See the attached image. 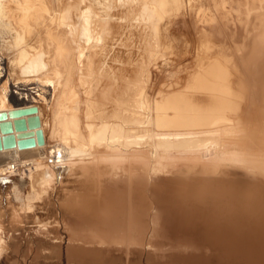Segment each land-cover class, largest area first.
<instances>
[{
    "label": "rangeland",
    "instance_id": "rangeland-1",
    "mask_svg": "<svg viewBox=\"0 0 264 264\" xmlns=\"http://www.w3.org/2000/svg\"><path fill=\"white\" fill-rule=\"evenodd\" d=\"M72 1L44 0L30 18L15 9L0 22V96L5 93L13 107L41 106L50 146L63 136L53 125L74 112L82 139H66L84 150L50 180L43 159L23 187L22 196L31 191L35 197L28 203L22 196L14 201L12 188L1 191L0 264H248L227 258L214 231L264 210V0H163L162 8L147 0L154 15L142 0H83L92 11L88 21L100 27L93 44H81V60L66 39L75 70L63 94L64 73L49 69L40 80L24 75L19 55L22 44L28 56L46 52L48 25L53 30L64 2ZM138 93L150 119L136 134L141 137L132 138L136 144L124 149L95 137L91 143L90 134L106 118L116 120L125 95ZM177 93L198 109V125L187 128L195 130L196 141L151 156L159 130L153 104ZM212 119L211 133H203ZM87 122H95L90 132Z\"/></svg>",
    "mask_w": 264,
    "mask_h": 264
},
{
    "label": "bare ground",
    "instance_id": "bare-ground-1",
    "mask_svg": "<svg viewBox=\"0 0 264 264\" xmlns=\"http://www.w3.org/2000/svg\"><path fill=\"white\" fill-rule=\"evenodd\" d=\"M63 1L66 2L67 0H63ZM142 1H143L142 5H144V6H141V7H145V10L149 9L148 11L150 14H152V12L155 14L157 11L156 8H162V6L164 4L163 0H157L156 1L157 7L153 8L154 7L153 5H152V7H149V5H151V4L147 3V0H142ZM65 2H64V6H63V14L60 17L58 15V17H59L58 21H60V22L56 23V27L54 25L53 30L51 29V26H52L51 23L52 22L48 25V27L46 29L47 30L46 31L47 39L50 42V44L47 43V45H46V47H47L46 52H44L43 50H38V51H35L34 54H32L33 53L32 52L31 56H28L27 53L29 52V50L26 49V51H28V52H26L25 49H23V44L21 46L22 49L20 47L21 52L18 50V53L20 52L19 61H20V63H22V64H20L21 69L20 68L19 69L21 71H19V72H22V74L33 75L37 79H38V77L41 76L40 79H42V75H44L46 72H47L46 74H48L49 69L54 71L55 74L64 73L65 77H64V81H63V85H62L63 86V90H62L63 94L67 93L66 91H68V89H69L68 83L70 82V79L73 76V72L75 70L74 65H72V63H71L70 58L72 57L71 54H73V53L72 52L70 53V50L75 49V51H76L75 53H77V51H78L77 55H79V56H77V58L79 60H81V58H83L82 53H81V51H83V48H81V44H87V43H89V41L91 39H92L91 44H93V41H95L93 38L96 37V35H98V30H99L98 28L100 27L99 24L94 23L91 20L88 21V16L92 15V11L88 6H86V7L82 6L83 0H73L72 2H67V3H65ZM153 2L155 3L154 0H153ZM43 6H44V0H0V22L1 21L3 22L8 17H10V15L14 13L13 11L15 9H17V10L19 9L26 16L24 18H23V16H21V19L23 18V20H26L27 18H30L29 17L30 11L37 9L38 7L41 9V8H43ZM143 9L144 8H142V11H143ZM22 13H21V15H22ZM60 13H62V12H60ZM19 14H20V12H19ZM154 14H152V15H154ZM147 15L148 14L146 12V16ZM13 17H14V15H13ZM40 18L41 17L39 15L36 19H40ZM69 19H71V21H68ZM23 20L22 21L20 20L21 22H19V23L24 22ZM42 20H44V19H42ZM18 21H19V18H18ZM46 22H47V20H46ZM56 22H57V20H56ZM39 24H41V23H39ZM13 29L17 32V30H16L17 28H13ZM25 31L28 32L29 27H27ZM9 32H10V30H9ZM26 35H27V33H26ZM66 36H69V38H67ZM15 38H17V37H15ZM66 39L67 40L70 39V42L72 45L70 47H73V49H71L67 45L68 42L66 44V41H67ZM18 42H19V40H18ZM91 44H90V46L93 47V45H91ZM84 48H85V46H84ZM87 49L90 50L91 48H87ZM87 49H86V51H87ZM48 53H50V55H51L50 57L52 59L49 61H46L45 55ZM17 58L18 57H16V59ZM75 58H74V61H75ZM77 58H76V61H77ZM76 64H77V62H76ZM77 67H79V66H77ZM88 68H90V67H88ZM79 69H80V67H79ZM90 71H91V69H90ZM90 71H89V73H91ZM100 71L101 70H98V72L101 75L102 74L101 72L104 73L105 70L102 69V71L101 72ZM76 73L78 74L77 71H76ZM79 73H81V72H79ZM82 74H83V72H82ZM82 74H79L80 78H81ZM88 77H89V75H88ZM113 77H114V75H113ZM125 77H127V76H125ZM82 78L80 80L84 81V78L83 79ZM40 79H38V80H40ZM106 79H108V78H106ZM110 79H112V78H110ZM125 79H127V78H125ZM125 79L123 82L128 83V80H125ZM113 80L116 81V78H114ZM42 81L44 82V80H42ZM74 81H75V79L73 80V82ZM110 81H112V80H110ZM50 82L51 81H49V84H50ZM73 82H72V84H73ZM84 82H82V83H84ZM77 84H78V82H77ZM111 85H112V82H111ZM51 86H52V84H51ZM121 86H120V88L122 89L124 86H122V87ZM72 87H74V86H72ZM130 87L131 86L128 85V88H130ZM110 88H111V86H110ZM112 88H113V85H112ZM117 89H118V87H117ZM124 89L128 90V92H129V89H126V87H124ZM124 89H123V91H124ZM142 89H144V88H142ZM110 90L112 92V89H110ZM137 90H139V88ZM140 90H141V87H140ZM53 91H55V90H53ZM117 91H119V90H117ZM120 91H122V90H120ZM122 92H120V94ZM75 93H76V91H75ZM107 94H108V92H107ZM117 94L119 95V93H117ZM128 94H126V95L124 94L126 97L125 99L122 97V100L124 99V101L121 100L122 101L121 103L119 101V103L122 104V108L120 111H118L120 108L118 109V107H117L118 110H116L115 115L112 117L116 120L112 122L113 119L110 118L111 123H109L110 122L109 118H106V119H108L109 122L108 121H107V123L104 122V124L102 122V126L95 133L96 136H94L95 134L94 135H92V133L90 134L89 139H90V142L92 139L91 143L95 142L93 140L96 138L99 142L106 140V141H108L107 142L108 144H115L116 143V144L120 145L119 148L124 147V149L125 148L127 149L131 144H136V143H134L135 140L133 142L132 138H138L139 139L141 136H139V135L137 136L136 134L141 133V132H145V127H147L146 125L149 123L150 118H148V115L146 114V109H147L146 103H148V102L143 100V97H142L143 93L136 94L137 95L136 97H131ZM76 95L77 94H75V96ZM124 95H121V96H124ZM73 98H74V96H73ZM118 98H120V95ZM81 100H83V99H81ZM111 101H114V99ZM108 102L109 101H107L106 103H108ZM117 104H118V102L116 103L115 106H118ZM153 105H154L153 109L156 113V118L154 120L153 125H154V127H156V129L158 128L159 130H157V132H155L153 134V136H155L156 141H154L155 144H153L154 146L152 147V151L150 153L151 156H155L157 153V150L159 148H161V149L163 148V151H164V148H167V147H175V148L185 147L186 148L191 143L196 141L197 133L195 132V130L187 129V128L195 127L196 125H198L197 120L199 118H196L197 115L195 116V112H193V111H198V109L196 108L195 104H193L188 98L183 97L181 94L177 93V94L168 95V96L162 98L161 101L155 102V104H153ZM75 107L74 106H66L64 108V110L74 111ZM93 108H92V110H93ZM21 110L27 111L28 114H25L23 116H19L21 114L20 113ZM150 111H151V109H150ZM2 112H4L6 114V117H5L6 119L0 120V193L2 190L12 188L13 193L15 191V198H13V199H14V201H15V199L17 201V198L21 199V196L23 195L22 190H23L24 185L26 183H27L26 186L30 185V179H32L31 174L33 173L34 170L39 169L40 164H42L41 162L44 159V156L47 154L48 147H50V145H48V143H47L48 142L47 141L48 132H46L48 130V128L46 130V125H47L46 121L47 120H46L44 110L41 106L29 105V104H25L24 106H21V107L10 106L8 104V99H7V96L5 93H3L2 96H0V113H2ZM111 112H113V111H111ZM66 113H65V115H63V117L58 119V121H57L58 123H55L53 125V128L56 124L60 125V127L62 128L61 132L63 135L62 137H59L60 140L56 144H54L53 146L55 147V149L62 151L65 154L64 162H70L69 160H71L74 157L77 158L78 155H81L84 150L82 149L81 142H79L80 144L75 143V145L70 146L71 144L67 140L68 138L70 140L71 136L76 137V139H82V137L79 133V124L77 121V116L75 115L74 112H70L69 114H66ZM96 113L97 112H95V114ZM90 114L91 113H89V117H88V114L87 115L85 114V115H86V117L91 119L92 117ZM110 114L111 113H109V115ZM105 117H107V116H104V118ZM110 117H111V115H110ZM29 118H30V120L28 121L27 119H29ZM20 119H23L24 122L19 123ZM85 121H87V120H85ZM4 122H7V124L6 123L4 124ZM216 122H217V120H214V119L209 121L206 124V126L202 132L203 133H211L212 127L210 125L213 126L216 124ZM94 123H92V124L94 125ZM92 124H90V122L89 123L87 122V124H86V128L89 132L91 131V129L93 130ZM9 125L12 129L11 133L7 132L8 128H10ZM149 125H148V127H149ZM83 126H84V124H83ZM95 127L96 126L94 125V128ZM86 128H84V129H86ZM80 129H82V128H80ZM151 129H153V128L151 127ZM161 129H167V130H161ZM21 133L23 134L22 136H21ZM24 133H27V134L25 135ZM81 134H82V132H81ZM66 136H70V137H68L66 139ZM121 139H123V140H121ZM153 139H154V137H153ZM98 141H97V143H98ZM86 142H87V140H86ZM145 142H147V141H145ZM139 145H138V147L141 148V146H139ZM106 146H108V145H106ZM114 148L116 151V148H118L117 145ZM114 148L112 150H114ZM106 149H104V150H106ZM133 149H132V151H133ZM138 150H141V149H138ZM167 150L170 151L172 149L167 148ZM146 151H148V149ZM125 152H127V151H125ZM139 152H141V151H139ZM142 153H144V152H142ZM135 154H136V152H135ZM11 163H16L18 165V167H19L18 172L14 171L10 174H6L7 173L6 172V169H7L6 166L11 164ZM61 165L62 164H60L59 166L53 167V168H49L46 172H44L45 179L49 178V180H50V177L57 175L58 167H61ZM42 168H43V166H42ZM42 168H40V169H42ZM46 182H49V181L47 180ZM261 194L263 195V193H261ZM2 195L0 194V197ZM34 198L35 197H34L33 193H31V191H30V193L28 192L27 194H25V196H22L23 201L25 200L27 203L32 201ZM262 199H263V197H262ZM28 205L30 207V204H28ZM254 218H256V219L254 220ZM237 222L239 223L237 227H230V226H226V225L224 227L219 226L218 229H216L217 231H214L216 237H218L220 239V241L218 240L219 241L218 246L222 247L224 245V247H223L225 249L224 252L227 253L226 257L228 256V257H230V259L231 258H237L238 260L240 259L243 261H248V264H250V263L251 264L252 263L253 264H264V210H262V211L257 210V213H255L254 216H252V217H247V218L244 217L243 218V216H242V218H239L237 220ZM245 263H247V262H245Z\"/></svg>",
    "mask_w": 264,
    "mask_h": 264
},
{
    "label": "built area",
    "instance_id": "built-area-1",
    "mask_svg": "<svg viewBox=\"0 0 264 264\" xmlns=\"http://www.w3.org/2000/svg\"><path fill=\"white\" fill-rule=\"evenodd\" d=\"M64 160H65V154L62 151L55 149L53 145L48 147L47 154L44 156V161L46 166L53 168L62 164ZM6 167H7L6 174H10L14 171H17L19 168L16 163H11Z\"/></svg>",
    "mask_w": 264,
    "mask_h": 264
},
{
    "label": "water",
    "instance_id": "water-1",
    "mask_svg": "<svg viewBox=\"0 0 264 264\" xmlns=\"http://www.w3.org/2000/svg\"><path fill=\"white\" fill-rule=\"evenodd\" d=\"M20 113H21V114H20L19 116H23V115H25V114H28V112L25 111V110H21ZM5 117H6V114H5L4 112L0 113V120H2V119H6ZM27 120L29 121L30 118L27 119ZM21 122H24V120H23V119H20L19 123H21ZM5 123L7 124V122H4V124H5ZM9 124H10V123H9ZM9 127H10V125H9ZM7 132H9V133L12 132L11 127L8 128ZM24 134L26 135L27 133H24ZM22 135H23V134L21 133V136H22Z\"/></svg>",
    "mask_w": 264,
    "mask_h": 264
}]
</instances>
